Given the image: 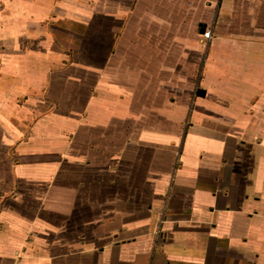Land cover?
<instances>
[{"label":"crops","instance_id":"1","mask_svg":"<svg viewBox=\"0 0 264 264\" xmlns=\"http://www.w3.org/2000/svg\"><path fill=\"white\" fill-rule=\"evenodd\" d=\"M0 148V264H264V0H0Z\"/></svg>","mask_w":264,"mask_h":264},{"label":"rangeland","instance_id":"2","mask_svg":"<svg viewBox=\"0 0 264 264\" xmlns=\"http://www.w3.org/2000/svg\"><path fill=\"white\" fill-rule=\"evenodd\" d=\"M160 14H163V13H160ZM178 17H181L184 21H185V13H173V18L174 19H177ZM215 19V17H212L210 20V25L213 24V20ZM208 25V24H207ZM207 30V29H206ZM204 35V34H203ZM207 47V45H206ZM0 150L2 151V148H0ZM1 156V155H0Z\"/></svg>","mask_w":264,"mask_h":264},{"label":"water","instance_id":"3","mask_svg":"<svg viewBox=\"0 0 264 264\" xmlns=\"http://www.w3.org/2000/svg\"><path fill=\"white\" fill-rule=\"evenodd\" d=\"M205 95H206L205 90H202V89L198 90V92H197V96L198 97H205Z\"/></svg>","mask_w":264,"mask_h":264},{"label":"built area","instance_id":"4","mask_svg":"<svg viewBox=\"0 0 264 264\" xmlns=\"http://www.w3.org/2000/svg\"><path fill=\"white\" fill-rule=\"evenodd\" d=\"M204 38L206 39V40H209L210 38H211V32L210 31H205V33H204Z\"/></svg>","mask_w":264,"mask_h":264}]
</instances>
